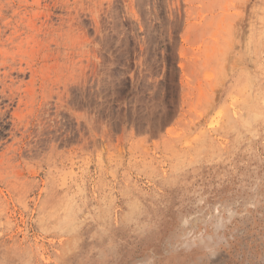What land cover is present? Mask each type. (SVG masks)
Here are the masks:
<instances>
[{"label":"rangeland","instance_id":"374dc122","mask_svg":"<svg viewBox=\"0 0 264 264\" xmlns=\"http://www.w3.org/2000/svg\"><path fill=\"white\" fill-rule=\"evenodd\" d=\"M263 63L264 0H0V264H264Z\"/></svg>","mask_w":264,"mask_h":264},{"label":"bare ground","instance_id":"6f19581e","mask_svg":"<svg viewBox=\"0 0 264 264\" xmlns=\"http://www.w3.org/2000/svg\"><path fill=\"white\" fill-rule=\"evenodd\" d=\"M257 63V62H256ZM264 64V63H263ZM256 72V71H255ZM262 78V77H261ZM260 80V79H259ZM261 81H262V79H261ZM252 82V81H251ZM250 83V82H249ZM258 86V85H257ZM256 86V87H257ZM260 86V85H259ZM253 87V86H252ZM261 87V86H260ZM260 89V88H259ZM253 90V89H252ZM260 90H263V89H260ZM251 94H252V92H251ZM261 94V93H260ZM263 106V105H262ZM240 111V110H239ZM237 112V111H236ZM251 114H253V111L252 110H250V112H248V115L249 116H247L248 118H245V117H243V118H241V119H239L238 118V116H236V125L234 124V126H236V129H235V132H236V135H238V137H239V134H240V132H241V128L240 127H243V128H245V125H250V124H252L253 123V121H251L249 118L250 117H252V116H250ZM232 120V119H231ZM240 125V126H239ZM239 126V127H238ZM239 130H240V132H239ZM235 134V133H234ZM201 145V144H200ZM78 209H80V208H78ZM73 211V210H72ZM69 214V213H68ZM67 214V215H68ZM124 214H126V213H124ZM65 215V214H64ZM127 215V214H126ZM60 217H61V215H60ZM61 222V221H60ZM61 224V223H60Z\"/></svg>","mask_w":264,"mask_h":264}]
</instances>
